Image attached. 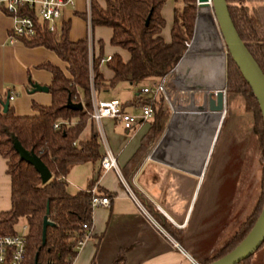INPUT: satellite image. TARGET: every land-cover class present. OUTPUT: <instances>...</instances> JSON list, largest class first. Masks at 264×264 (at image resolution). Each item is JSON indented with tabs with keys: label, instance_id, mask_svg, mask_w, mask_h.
Masks as SVG:
<instances>
[{
	"label": "crops",
	"instance_id": "1",
	"mask_svg": "<svg viewBox=\"0 0 264 264\" xmlns=\"http://www.w3.org/2000/svg\"><path fill=\"white\" fill-rule=\"evenodd\" d=\"M176 3L165 0L160 10L164 21L160 35L165 42L170 39ZM85 9L86 0H73L72 6L61 10L59 22L68 23L67 37L70 41L87 37L85 18L79 16L80 13L85 15ZM196 13L191 36L172 68V78L164 94L140 93L139 89L147 86L145 81L148 80L136 84L121 82L124 85L118 83L95 92L99 100L118 99L122 109L129 113H138L146 100H151L155 109L146 121L128 129L113 119H101L102 130L120 176L113 170H101L102 148L99 145L98 158L68 169L65 175L68 194L90 187L97 195L108 199L107 206L91 209L90 235L78 249L74 248L75 254L69 264H190L173 247L171 240L186 255L203 264L234 233L238 207L232 204V181H227L231 180V175L228 178L222 168L229 161H236L233 158L235 154L238 155L239 166H242L248 147L244 146L245 137L237 120L238 114L231 116L232 122L228 120L224 128L227 109L224 47L210 19L211 12L206 16L198 9ZM11 24V18L0 10V96L4 99L12 92L9 106L13 113L17 116L32 115L35 113L32 103L48 106L51 102L48 91L29 92L31 83L47 88L50 84L51 74L42 65L50 64L67 75L66 64L45 47L26 46L21 41L10 43L7 35ZM110 35L111 30L107 27L90 28V56L93 52L98 53L96 41L101 40L104 60L118 53L125 61L127 52L109 45ZM99 71L105 81L111 78L110 71L102 63ZM158 80L149 79V82ZM136 85L140 86L131 95L123 99L118 97ZM223 86L224 113L218 121L214 115L206 117V112L199 107L204 96ZM165 98L169 101L168 108L163 104ZM158 109L167 114L161 130L154 135L152 131ZM69 121L73 125L77 119L73 117ZM92 133H95V126L88 119L77 140L86 141ZM149 136L152 140L146 142ZM221 138H224L223 145L213 160ZM250 154L256 160L254 148ZM213 162L216 177L213 181H204ZM126 188L146 211L145 205L148 204L163 217L169 230L162 228L169 238L151 224ZM9 207L10 180L5 159L0 155V212Z\"/></svg>",
	"mask_w": 264,
	"mask_h": 264
},
{
	"label": "trees",
	"instance_id": "2",
	"mask_svg": "<svg viewBox=\"0 0 264 264\" xmlns=\"http://www.w3.org/2000/svg\"><path fill=\"white\" fill-rule=\"evenodd\" d=\"M174 1L180 2V5L173 8L170 39L165 42L160 35L164 24L160 10L165 0H102L101 3L89 0L91 27L109 28L111 35L108 43L127 52L128 58L125 61L118 53H113L104 60L101 40L96 41L98 53L93 52L89 60L86 39H68V23H62L58 30L50 31L44 22H37L34 35L20 39L26 46H42L54 52L66 64L67 72L65 75L55 66L47 63L42 65L51 74L48 85L51 102L48 106L32 103L31 108L35 111L32 115L17 116L9 105L3 112L4 99L0 96V155L5 159L6 173L10 180V207L0 212V235L14 233L13 226L17 219L24 218V264H33L35 255L39 264H69L74 256L75 243L83 233L81 224L90 222L91 192L88 187L73 195L68 194L65 190V175L72 165L99 157L94 133L86 141L77 140L90 111L89 74L92 75L91 83L95 92L121 82L136 84L163 77L181 57L185 43L191 36L195 17V0ZM225 2L239 39L264 75V0ZM79 16L85 18L83 13ZM33 19H36L34 15ZM101 63L111 73L108 81L103 79L99 71ZM225 91L240 92L253 114L252 134L258 152L259 189L263 204L264 126L255 97L228 55L225 60ZM67 98L73 103L81 102L83 108H66ZM154 109L152 106V112ZM158 110L152 131L154 135L161 130L167 114L166 111ZM73 117L77 119L73 125L65 126L60 123L58 129L52 128L56 120ZM12 138L41 160L51 174L50 179L45 183L40 182L34 168L19 159L12 147ZM150 140L152 138L149 136L145 141ZM97 176L96 174L95 178ZM46 203L48 218L53 224L46 227L42 244L41 223ZM145 206L149 214L167 230L163 217L148 204ZM259 211L260 208L253 220L249 217L240 226V231L232 235L203 264L212 262L235 247L250 230ZM236 264H249L248 258Z\"/></svg>",
	"mask_w": 264,
	"mask_h": 264
},
{
	"label": "built area",
	"instance_id": "3",
	"mask_svg": "<svg viewBox=\"0 0 264 264\" xmlns=\"http://www.w3.org/2000/svg\"><path fill=\"white\" fill-rule=\"evenodd\" d=\"M196 1V0H195ZM73 0H0V10L11 18L12 24L8 32V41L10 43L20 41L22 38H29L35 33V27L37 22H44L48 29L58 30L60 27V14L61 10L66 6H72ZM32 13V15H30ZM33 15L34 18L33 19ZM85 23L87 29L86 43L88 48V55L90 60L91 38H90V13H89V0H86L85 9ZM187 46V43H185ZM109 57H106L108 59ZM173 74V69L169 70L160 80L156 82H150L149 85L139 89L143 94H164L167 84L170 82V77ZM89 96H90V111L88 113V119L95 126V136L98 145L102 148V156L99 159V166L101 170H113L118 175V168L116 165L115 157L110 151L100 121L103 118L113 119L122 124L124 128H130L132 125L146 121L152 114V102L151 100L140 106L138 113H129L122 109L121 103L116 98L108 100H99L95 96V91L92 88V75L89 74ZM12 92L8 93V100L13 97ZM165 108L169 107V101L167 98L164 100ZM60 123H64L65 126L70 125L69 119L56 120L52 128L58 129ZM74 144V143H73ZM120 176V175H119ZM131 199L138 206V208L145 214L151 224L159 230L166 237L168 235L163 230L158 222L152 218L143 206L138 202L134 194L126 188ZM91 196L89 198L90 208L96 206H107L108 199L105 196H99L95 193L94 188L90 189ZM81 229L83 231L82 236L77 239L74 248L78 249L83 242L89 237L91 227L89 223H82ZM24 232H14L11 234L0 235V264H24L25 258V235L26 227H23ZM169 238V237H168ZM171 240V239H170ZM171 243L175 249L182 253L190 262V264H199L194 259L190 258L184 253L182 248L173 240Z\"/></svg>",
	"mask_w": 264,
	"mask_h": 264
},
{
	"label": "water",
	"instance_id": "4",
	"mask_svg": "<svg viewBox=\"0 0 264 264\" xmlns=\"http://www.w3.org/2000/svg\"><path fill=\"white\" fill-rule=\"evenodd\" d=\"M208 1L210 2V19L224 47V58L228 55V57L238 69L243 80L248 85L250 91L257 101L264 126V75L247 52L242 41L239 39L230 20L225 0H196V11H198L200 5L207 3ZM197 16L198 13H196L195 19H197ZM145 23H147V19L145 20ZM35 91L47 92L48 88L43 85L31 83L29 92ZM223 96L224 86L220 89L210 91L202 98V105H200L199 110L205 111L206 114H214L218 121H220L224 113ZM8 105V94H6L2 103L3 112L7 110ZM65 106L71 110L82 109L81 102L73 103L69 98H67ZM214 138L215 132L213 139ZM12 147L21 161H24L34 168V170L39 175L41 183H45L48 179H50L51 174L49 170L31 150H25L15 138H12ZM52 224L53 223L48 218V204L46 203L45 214L42 217L41 223L42 244L45 240L46 227ZM263 241L264 202L252 227L243 237V239L226 254L208 264H236L241 260L249 258L253 251L261 246ZM33 264H39L36 262V255L34 256Z\"/></svg>",
	"mask_w": 264,
	"mask_h": 264
},
{
	"label": "rangeland",
	"instance_id": "5",
	"mask_svg": "<svg viewBox=\"0 0 264 264\" xmlns=\"http://www.w3.org/2000/svg\"><path fill=\"white\" fill-rule=\"evenodd\" d=\"M180 2L176 3L175 6L179 7ZM195 6V13H196V4L194 2ZM205 9V8H204ZM204 9L202 11L206 12ZM172 76L170 77V79ZM145 81V80H144ZM143 81V82H144ZM149 80L145 81V84L149 85ZM120 85H124V83H121ZM136 85L133 86L131 89H126L125 92L121 93L118 97L120 99L126 98L128 95H131V93H134V91L137 89ZM226 102H227V109L225 114V127H227V122L229 120V123L232 122V117L235 115H239L237 120L240 121V126L242 127V133L244 134V146L247 148V153H245L243 157V164L242 166H239V159L238 155L235 154L233 158H235L236 161L231 160L230 163L225 164L222 168V172L227 174L228 178L231 175L232 181L230 184L231 187V196H232V204L237 205L238 207V222H236V228L234 229V235L235 233H238L240 231V226L247 222V219L251 217L253 220L256 216L259 208L262 206V195L259 189V173H260V167L258 164V152L256 149L255 144V137L252 134V124H253V114L252 112L247 108L248 102L245 99V97L240 92H232V93H226ZM232 116V117H231ZM231 117V118H230ZM230 118V119H229ZM224 142V138H221L218 140V144L215 148L214 157L216 158V153L221 149ZM255 145V146H254ZM254 148L256 160L251 157L250 151ZM237 158V159H236ZM212 160V161H213ZM240 167V168H239ZM214 162L210 165L209 170L207 171V175L205 176L204 181H213L216 177V174L214 173ZM233 180L234 183H233ZM226 181V180H225ZM229 184V183H228ZM234 185V187L232 186ZM229 193V192H228ZM261 195V197H259ZM234 207V206H233ZM232 213V212H231ZM250 221V220H249ZM25 226V220L23 217H19L16 221V223L13 226L14 232L20 233L24 232L23 227ZM232 237V236H231ZM249 264H264V243L261 244L259 248L253 251V253L248 258Z\"/></svg>",
	"mask_w": 264,
	"mask_h": 264
},
{
	"label": "bare ground",
	"instance_id": "6",
	"mask_svg": "<svg viewBox=\"0 0 264 264\" xmlns=\"http://www.w3.org/2000/svg\"><path fill=\"white\" fill-rule=\"evenodd\" d=\"M205 8V9H204ZM202 9H204L206 12L203 11L204 15L208 16L209 13H210V2L208 1L207 3H204L202 5L199 6V11L202 12ZM207 18V17H206ZM177 114H175L176 116ZM211 115H214V114H210V113H207L205 116H211ZM215 116V115H214ZM204 118V117H203ZM217 119V118H216ZM218 120V119H217ZM217 120H216V124H217ZM219 123V122H218ZM215 128V126H214ZM214 132V131H213ZM208 148V147H207Z\"/></svg>",
	"mask_w": 264,
	"mask_h": 264
}]
</instances>
